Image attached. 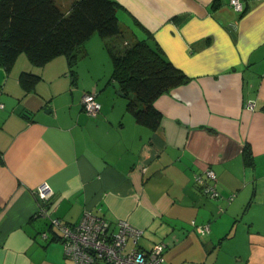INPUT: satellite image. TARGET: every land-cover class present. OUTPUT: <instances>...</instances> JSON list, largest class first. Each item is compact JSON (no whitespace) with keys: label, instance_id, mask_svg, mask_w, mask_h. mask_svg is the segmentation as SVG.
Wrapping results in <instances>:
<instances>
[{"label":"crops","instance_id":"1","mask_svg":"<svg viewBox=\"0 0 264 264\" xmlns=\"http://www.w3.org/2000/svg\"><path fill=\"white\" fill-rule=\"evenodd\" d=\"M116 1L121 29L148 37L189 81L155 99L150 126L127 108L96 34L74 73L63 55L0 64V264H73L49 217L75 224L88 211L110 230L119 219L142 229L128 249L166 244V264H264V0H240L242 11L230 0ZM23 72L40 76L29 90ZM205 168L218 198L196 183ZM41 182L49 217L37 214Z\"/></svg>","mask_w":264,"mask_h":264},{"label":"trees","instance_id":"2","mask_svg":"<svg viewBox=\"0 0 264 264\" xmlns=\"http://www.w3.org/2000/svg\"><path fill=\"white\" fill-rule=\"evenodd\" d=\"M120 9L116 0H71L67 10L55 0H0V64L8 68L21 52L39 67L63 55L74 73L84 43L96 34L109 45L111 78L128 97L127 108L138 122L155 126L161 115L155 99L189 77L148 37L123 47ZM39 79L31 72L19 77L26 90Z\"/></svg>","mask_w":264,"mask_h":264},{"label":"built area","instance_id":"3","mask_svg":"<svg viewBox=\"0 0 264 264\" xmlns=\"http://www.w3.org/2000/svg\"><path fill=\"white\" fill-rule=\"evenodd\" d=\"M230 5L236 11H242L240 0H230ZM83 110L90 116L100 111V103L96 100L95 92H86L82 97ZM217 177L213 169L205 168L196 177V183L203 192L211 197L218 198ZM53 190L47 182H41L35 190L37 199V214L48 216L47 202ZM230 194L228 199H232ZM50 225L58 232L64 254L72 259L73 264H92L96 260H103L107 264H166L164 252L166 244H154L151 248H127L130 240L135 244L143 230L132 226L125 219L117 220L116 230H110V224L103 217L91 212H85L75 224L64 223L58 217H49ZM195 230L203 234L209 231L208 224L199 225L192 221Z\"/></svg>","mask_w":264,"mask_h":264},{"label":"rangeland","instance_id":"4","mask_svg":"<svg viewBox=\"0 0 264 264\" xmlns=\"http://www.w3.org/2000/svg\"><path fill=\"white\" fill-rule=\"evenodd\" d=\"M57 3H60L59 0H55ZM61 5V4H60ZM63 9H66L65 6H63ZM122 21V20H121ZM124 25V24H123ZM122 23L120 22V26H123ZM122 40L125 41V43L121 40V44H123L122 46L124 47L126 44V41H133L132 36L129 34L128 30L124 31V35H122ZM115 48V47H114Z\"/></svg>","mask_w":264,"mask_h":264}]
</instances>
